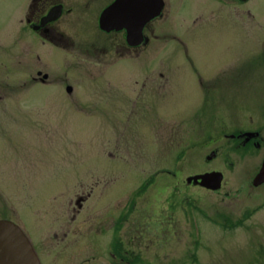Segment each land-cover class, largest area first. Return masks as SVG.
Returning a JSON list of instances; mask_svg holds the SVG:
<instances>
[{
  "label": "rangeland",
  "instance_id": "1",
  "mask_svg": "<svg viewBox=\"0 0 264 264\" xmlns=\"http://www.w3.org/2000/svg\"><path fill=\"white\" fill-rule=\"evenodd\" d=\"M108 1L62 0L53 45L21 29L30 0H0V219L44 259L67 231L109 264L123 223L126 264H264V184H251L264 142L230 135L264 138V0L239 18L207 14L213 0H165L129 54L95 29ZM30 67L47 83L26 81ZM206 171L218 190L186 181ZM82 244L72 250L92 251Z\"/></svg>",
  "mask_w": 264,
  "mask_h": 264
},
{
  "label": "flooded vegetation",
  "instance_id": "2",
  "mask_svg": "<svg viewBox=\"0 0 264 264\" xmlns=\"http://www.w3.org/2000/svg\"><path fill=\"white\" fill-rule=\"evenodd\" d=\"M250 1L251 0H213V2H217L219 5L218 6L211 5V7H209L206 12H207V14H225V13L226 14H236L235 16H237L239 18V14H247V15L253 14V12L246 5ZM112 2H113V0H109L104 7H106L107 5H109ZM57 5L62 6L61 14H51V15H55V18L52 17V19H50L49 21H46V22L44 21L42 23V19L48 15V12L51 9V7L57 6ZM164 5H165V0H164ZM102 9H101V11H102ZM101 11L99 12V14H95V16H97L95 29L100 31L105 36H107L108 34H120L122 37V40H123V44H121L122 50H124V52H127L128 54L130 52L135 51L136 48H138V46L140 44L137 46L128 45V43L126 41V31L124 29L119 30V31L105 32L99 27V17H100ZM65 12H69V11L65 9V6H64L62 0H30L26 9H24V11H23L24 15L20 20L22 23L21 29L25 28V29L29 30L31 33L35 34L41 40L42 43H49V44L57 45L60 41L65 39L64 32L61 31V26L59 24V20L63 17V15H65V14H63ZM248 18H249V16H248ZM150 22H148L143 29L144 41L146 44L148 43V40H147L148 36L146 35V32H147L146 30H147V25ZM154 30H155L154 28L153 29L150 28V30L148 32L150 34H153ZM153 36H155V34ZM32 45H33V41L28 40L27 42H24L22 46L29 53L31 48H32ZM123 55H124V53L123 54L121 53V56H123ZM29 64L31 65L30 62H29ZM30 65H28V66H30ZM31 71H32V67H30V74L27 75L26 81L28 80V81H32V82H36V83H41V84L47 83L48 76H47V78L42 77L44 74V73H42L41 77L40 76L35 77V76H33ZM40 72H41L40 70H37L36 74H40ZM206 88H208V85ZM71 92H69V93H71ZM204 92L205 91H203V93ZM152 95H154V94H152ZM241 136L246 138V136H243V135H241ZM254 137L255 136L251 137V139L248 140L247 143H245L244 145L248 144V146H251V145L255 146L257 144L259 145L261 141L264 142V138L262 135L258 134L255 138ZM77 200H79L78 201V207H79L78 210H80L81 202L85 200V197L79 196L77 198ZM127 220H128V217H125L124 221L127 222ZM117 222L120 223L119 220H117ZM112 227H113V230H112V235L110 236L109 243H111L112 239L115 238L116 239L115 244L117 245L119 250L120 249L122 250V253L124 255H126V254L133 255L134 254L133 251L129 249V240H128V236H126L127 234L126 235L121 234V232H123V227H124L123 223H122V225H115L113 223ZM82 237L83 236H81V235H79V236L73 235V239H68L67 231L63 232L61 237L54 234L50 238H52V239L60 238V240H58V242L56 243L58 245L57 247H59V250L50 251L47 254V258L45 257V259L41 255L42 256L41 258H43L41 260V263L42 264H77L76 263L77 261H75V256H74V254L77 252V253L84 256V257H81L83 259L84 264H96L95 260H96L97 256H94V255L97 254V251L95 250V248H97V245H94V241L89 240L91 237H89L88 240H82V241H80V239H78V238H82ZM83 238H87V237H83ZM79 242L83 243L80 247L83 248L84 246H86V249L91 248L92 251H77V250H79L78 248L76 250H72L73 247H75V246L71 247V245H73V244L77 245V243H79ZM87 242H88V244H87ZM79 244L77 246H79ZM113 248L114 247H112L110 249L108 248L107 259L109 260L108 261L109 264H124V263H122L123 259L117 257V254L113 250ZM81 258H80V260H81ZM43 260H45L46 263Z\"/></svg>",
  "mask_w": 264,
  "mask_h": 264
},
{
  "label": "water",
  "instance_id": "3",
  "mask_svg": "<svg viewBox=\"0 0 264 264\" xmlns=\"http://www.w3.org/2000/svg\"><path fill=\"white\" fill-rule=\"evenodd\" d=\"M163 5V0H114L102 10L99 27L106 32L125 29L128 45H139L144 39L145 24L160 14ZM61 7L58 5L51 8L42 23L55 18V15L51 14H60ZM44 77H47V74H44ZM71 90L68 86L67 91ZM260 169L263 173L258 175L259 178H255V185L264 182V158ZM221 180L220 172L216 171L198 173L186 178L189 183L213 190L220 187ZM0 264H40L30 241L22 229L11 220L0 219Z\"/></svg>",
  "mask_w": 264,
  "mask_h": 264
},
{
  "label": "bare ground",
  "instance_id": "4",
  "mask_svg": "<svg viewBox=\"0 0 264 264\" xmlns=\"http://www.w3.org/2000/svg\"><path fill=\"white\" fill-rule=\"evenodd\" d=\"M264 158V156H263ZM262 166V164H260V166L258 168L255 169V173L253 174L252 180H251V184L255 187L259 186V185H254V180L255 178L257 179L258 175H261L263 173V171L260 169ZM259 178V177H258Z\"/></svg>",
  "mask_w": 264,
  "mask_h": 264
}]
</instances>
